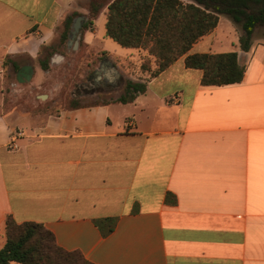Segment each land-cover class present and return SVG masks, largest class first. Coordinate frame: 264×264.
<instances>
[{
  "label": "crops",
  "instance_id": "crops-1",
  "mask_svg": "<svg viewBox=\"0 0 264 264\" xmlns=\"http://www.w3.org/2000/svg\"><path fill=\"white\" fill-rule=\"evenodd\" d=\"M86 1L0 0V72L13 80L6 86L2 74V88L33 104L3 109L0 101V249L9 216L42 225L58 247L92 264H264V37L242 52L239 30L219 16L187 52H235L244 69L237 84L202 86L186 55L149 78L140 70L145 51L114 55L104 25L97 34L106 9L82 29ZM71 13L81 17L79 38L67 45L68 34L60 46ZM77 54L83 77L97 61L83 85L102 87L80 94L55 79ZM24 66L31 76L17 82ZM126 80L146 89L121 104ZM84 97L96 100L69 107ZM16 130L18 149L8 150ZM104 218L115 219L106 236L94 223Z\"/></svg>",
  "mask_w": 264,
  "mask_h": 264
},
{
  "label": "trees",
  "instance_id": "trees-1",
  "mask_svg": "<svg viewBox=\"0 0 264 264\" xmlns=\"http://www.w3.org/2000/svg\"><path fill=\"white\" fill-rule=\"evenodd\" d=\"M84 7L87 20L82 29L91 30L93 21L106 9V37L121 48L145 51L147 55L142 59L140 70L149 78L159 75L186 55L197 40L211 33L219 16L229 19L239 30L238 47L242 52L249 51L258 31H262L261 37H264V0H87ZM77 15L71 13L63 20L60 46L65 44ZM38 62L43 71L48 70L46 60L39 59ZM8 63L5 61L3 67ZM94 63L83 79L92 74ZM184 65L201 71L202 86L237 84L244 72L235 52L186 55ZM12 71H16L14 65ZM6 78L8 75H4ZM145 89V82L126 80L115 101L130 103ZM79 106L78 102L69 104L71 108ZM94 223L101 235L106 236L112 232L115 219L104 218ZM4 237L0 264H92L79 251L58 247L51 232L37 223L17 224L7 216Z\"/></svg>",
  "mask_w": 264,
  "mask_h": 264
},
{
  "label": "rangeland",
  "instance_id": "rangeland-1",
  "mask_svg": "<svg viewBox=\"0 0 264 264\" xmlns=\"http://www.w3.org/2000/svg\"><path fill=\"white\" fill-rule=\"evenodd\" d=\"M99 20L100 21H98L96 23V27H97V31H98L97 34L99 32L103 31V26L102 25H104L105 15L102 14L99 17ZM261 33H262V31H258L257 35L260 36ZM111 44H113V46H115L116 54L114 53V55H121L122 56V54H124V53H122L123 52L122 50H124V49H122L121 47L117 46L115 43H111ZM83 57H85V56H82L80 54L72 55V56L71 55L66 56V62H68L69 65L66 66V69L64 68V65H63L64 69H61L62 67L57 69V67H56L55 73H54V77H55L56 80L58 79V80L62 81L65 86H68V87L70 86V88H74L73 87V85H74L75 89H73V91L78 92L80 94L89 93V91L93 90L92 86L86 87L87 85L86 86L83 85L84 84L83 82L86 81V78L83 79V69L85 67L83 65L82 66L78 65V63L80 61L81 62L83 61ZM113 57H116V56H113ZM126 57L127 56L123 55V58H120L119 61L120 62L126 61L127 60ZM96 64H97V61H95L94 66ZM2 74H5V76H6L7 75L6 70H4V72H0V101L3 98V105H2L3 109H8V107H10L12 105L17 106V104H20V107L21 108H25V109H26V106L27 107L32 106L33 105L31 103L32 99H31L30 95L28 96L26 94H17V95H15L17 100L14 102L13 96H10V94L8 93L9 92L8 88H6V90L2 88V79H1V75ZM78 75H82V77H79ZM4 82H5L4 84L6 86H8L9 82L13 83V80L10 78V76H8V78H6V80ZM77 86H79V87H77ZM2 93H4L5 95L3 96ZM100 98H103V99L106 98L107 99L108 97L107 96H102ZM61 99H63V95H61ZM19 100H20V102H19ZM93 100H96V99L94 97H92V98L84 97V98H81L80 102L78 101V103L80 105H87V104H91L93 102ZM66 102L67 101L62 100L61 104H67Z\"/></svg>",
  "mask_w": 264,
  "mask_h": 264
},
{
  "label": "water",
  "instance_id": "water-1",
  "mask_svg": "<svg viewBox=\"0 0 264 264\" xmlns=\"http://www.w3.org/2000/svg\"><path fill=\"white\" fill-rule=\"evenodd\" d=\"M80 22H81V17H76L73 20L71 24V30L69 33V40L67 42V45H72L77 42L79 38V30H80V25H81ZM30 76H31V67L24 66L16 73L15 78L17 82H23L24 80H29Z\"/></svg>",
  "mask_w": 264,
  "mask_h": 264
},
{
  "label": "built area",
  "instance_id": "built-area-1",
  "mask_svg": "<svg viewBox=\"0 0 264 264\" xmlns=\"http://www.w3.org/2000/svg\"><path fill=\"white\" fill-rule=\"evenodd\" d=\"M171 101L176 103L178 102V96H173L171 98ZM133 119L129 118V119H126L125 122H124V126L126 128H129V127H133ZM23 133L21 130H16L13 134H11L10 136V140H9V143L7 144V149L8 150H17L18 147L17 145L13 142L17 137H20L22 136Z\"/></svg>",
  "mask_w": 264,
  "mask_h": 264
},
{
  "label": "flooded vegetation",
  "instance_id": "flooded-vegetation-1",
  "mask_svg": "<svg viewBox=\"0 0 264 264\" xmlns=\"http://www.w3.org/2000/svg\"><path fill=\"white\" fill-rule=\"evenodd\" d=\"M91 85H92L93 88H100V87L103 86V83H100V82H98V81H94V80H92V81H91Z\"/></svg>",
  "mask_w": 264,
  "mask_h": 264
}]
</instances>
